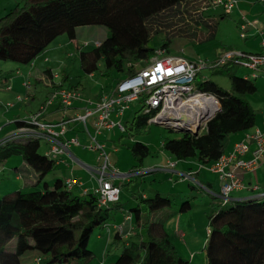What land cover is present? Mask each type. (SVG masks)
<instances>
[{
    "label": "trees",
    "instance_id": "trees-1",
    "mask_svg": "<svg viewBox=\"0 0 264 264\" xmlns=\"http://www.w3.org/2000/svg\"><path fill=\"white\" fill-rule=\"evenodd\" d=\"M211 5L212 0H20L0 16V60L28 64L58 36L65 34L76 44L77 27L99 25L107 29V35L79 52V66L84 74L97 73L118 82L146 66L157 48L168 52L169 38L161 45L149 44L164 28L167 37L188 24L206 27L207 37L213 36L216 22L202 15ZM230 64L238 65L228 60L209 68ZM66 80L63 75L60 83L51 82V86L58 89ZM229 80L226 90L211 79H194L193 89L215 95L219 108L203 132L180 131V137L165 139V151L177 160L196 157L207 165L224 154L230 135L254 127L255 112L243 98L255 91L254 82L236 74H230ZM138 101L141 104L142 99ZM148 116L141 106L123 125L127 135L140 129L146 132ZM39 147L40 139L30 136L0 147V162L20 156L34 169L37 185L0 195V264H88L95 256L88 248L89 239L120 209L119 199L100 205L93 191L75 194L59 179L48 186L44 177L54 170L56 160L40 153ZM130 152L134 168H140L151 154L141 143L132 144ZM136 202L124 215L132 220V235L123 239L122 228L112 234L110 249L120 252L111 264H191L163 228L173 212L164 219L154 218L172 206V199L157 193L136 198ZM191 206L189 200H182L176 212H186ZM206 218L205 264H264V191L233 202L224 201L219 193L209 203Z\"/></svg>",
    "mask_w": 264,
    "mask_h": 264
},
{
    "label": "crops",
    "instance_id": "crops-1",
    "mask_svg": "<svg viewBox=\"0 0 264 264\" xmlns=\"http://www.w3.org/2000/svg\"><path fill=\"white\" fill-rule=\"evenodd\" d=\"M9 2L10 1L7 0L5 4H10ZM6 12L7 10L4 8L0 15ZM202 15L205 17L207 14L202 12ZM209 17H212L216 22L212 33L213 35H218L217 43H220H218L219 45L217 46V58L226 50L241 51L244 53H256L260 51L261 37L264 32V0H237L236 5L230 11H223L220 9L217 15L212 13ZM99 28V25L80 26L76 28L75 39H79L83 43L75 44L73 52L76 54L78 60V54L81 50H88L93 45H97L107 35V29L105 27H103L104 29ZM100 30L103 38H92ZM57 38H59V36ZM57 38H55L30 63L25 64V66H27L28 77L34 76L35 79L32 83L29 79L24 80L22 85L25 87L26 92L17 91V94L12 97L13 102H7L5 108L3 107L4 115L3 122L0 123V138L9 139L8 141H20L28 137L26 131H23L24 126L22 125H24V122L29 116L42 109L41 120L55 124V132L59 131L61 126L65 128L64 133L58 135L57 138L59 140L65 141L75 138L79 142V145L69 144L67 150L64 152L55 154L54 156L52 155L56 160V165L54 170L44 177V181L48 186H52L57 179L63 182L67 178H75L78 181V185L74 186L72 191L75 194H83L84 189L92 191L97 186L96 171L103 162L97 150L87 147L91 137H95L102 143L106 152L108 142L117 146L119 143H123V137L129 140L132 138L127 135L126 131L121 132L117 127L109 130L105 129L97 133L93 116L86 117L84 122L78 119V116H82L85 111L91 108L95 102L99 101L103 95L112 92L117 82L116 79L112 78V83H110L108 87L100 83V87L95 91L93 87L88 89L84 86L73 87L79 90L80 98L74 100L72 104L67 107L63 106L56 97L50 100L55 90V88L51 86V82L53 84H58L63 75L66 77L68 76L65 71L68 66L67 61L69 57L74 56L73 52L64 55V51L61 47L62 43L57 42L54 44ZM63 43L66 42L63 41ZM90 43L93 44L90 46ZM71 54L73 55L70 56ZM169 55H181L185 57L180 51L174 54L170 53ZM241 68L242 69H239L240 75L235 74L243 78H249L255 84V91L243 96L255 112V125L252 128L264 130V74L258 73L252 76V71L244 67ZM86 75L91 78L96 76L95 73ZM4 77L6 78L5 75ZM25 84H27L28 87ZM37 84H43L45 87L49 88V91L43 94V97H37L35 90ZM67 85H69L68 80L63 82L60 88H70V86L67 87ZM20 94L24 96L22 100L17 98ZM6 98L7 97H1L0 99L4 100ZM136 102L139 104L137 109H134L131 103L129 108L121 115L117 114L116 110L113 111L111 120L122 125L130 121L134 113L141 107L140 101ZM148 125L150 126L151 124ZM245 134L246 131L230 135L227 139L224 154L230 152L234 143L239 141L247 142ZM163 141L158 157L147 160V156L143 159L140 168H134L133 166L134 161L131 156L130 146L134 143L127 142V144H129L128 150L130 157H125L122 164H119L118 160H109V155L107 153L108 160L112 162H110V164L115 169V172H108L107 177L112 184L120 188L118 203L121 204V206L120 209L116 210L118 214L115 215L116 212H114L113 218L106 226L96 231L94 233L95 235L93 234L95 241L91 249L95 256L88 264H107V262L111 264V262L116 259L120 249H110L112 234L117 229L121 230L122 228L120 236L123 239L132 235V220H124L125 213L129 212V208L137 203L136 198L151 197L157 193L170 197L173 204L169 209L156 214L154 216L155 220L164 219L166 214L173 212L172 216L164 222V230L172 236L180 254L191 264H205L203 247L209 232L208 220L206 219L207 225L204 230L202 222L198 223L195 207L203 206L204 210L202 214L206 217L211 200L213 198H219L220 181L218 174L210 171L206 167L201 168L199 166L201 162L198 161L196 157L177 160L163 149ZM42 143L43 145L41 147L40 140L39 152L48 155L52 141L44 139ZM41 148L43 151H41ZM149 148L152 154L153 149L151 147ZM253 150L254 146L250 144L249 151L244 155V158L247 160L252 159ZM113 151L117 152L118 150L117 148H113ZM18 157L21 158L20 156H12L0 163L6 164L14 161L13 165H10V172L14 173L15 177L20 179L19 175L21 174L19 173ZM20 160H22V158ZM15 162L17 164H15ZM170 163L173 165H170ZM237 172L241 179V187L230 192L229 201H241L264 191V157L258 159L254 170H237ZM188 173L191 174V178L184 180L183 176ZM165 182L170 184L167 188L168 190H166V188L162 190L163 188L159 186L160 184L165 185ZM134 183H138V187L132 191L130 190L129 195L126 197L122 192L123 186L127 187V189H131ZM182 183H185V185L181 187L176 186ZM185 199L190 201L192 205L191 208L186 212H176L179 205L177 203ZM177 200L179 202H177ZM112 221H114V223Z\"/></svg>",
    "mask_w": 264,
    "mask_h": 264
},
{
    "label": "built area",
    "instance_id": "built-area-1",
    "mask_svg": "<svg viewBox=\"0 0 264 264\" xmlns=\"http://www.w3.org/2000/svg\"><path fill=\"white\" fill-rule=\"evenodd\" d=\"M237 0H212V7H222L230 11ZM261 49L256 53H244L241 51H224L215 61L204 63L192 61L181 55L166 54L164 49L157 48L148 64L133 75L126 77L115 84L110 94H105L94 105L87 109L78 119L83 121L88 116L94 117V126L97 133L117 127L124 132V126L111 120V114L121 115L132 102L142 99V113L149 115L148 124H159L175 131H188L198 129L203 132L206 122L219 108V102L215 95L207 92H198L193 89L195 76L202 68L214 65H222L228 60H233L239 66L252 71V76L258 73L264 74V32L260 42ZM27 87L28 85L25 84ZM24 96H17L22 100ZM58 98L65 107L80 98L78 89L59 88L55 89L51 99ZM42 109L29 116L24 122V129L28 136L40 140H51L48 155L60 154L67 150L69 144L79 145L75 138L65 141L57 137L63 134L65 128L61 126L55 132V124L41 120ZM61 125V124H59ZM247 142L234 143L228 154H223L219 159L210 164L199 166L206 167L218 174L220 181L219 193L224 199L229 198L231 191L241 187V179L237 170H254L259 158L264 157V130L252 128L246 131ZM9 140V139H8ZM0 138V147L8 142ZM253 144V158L245 159L244 155L249 151V145ZM97 150L103 160L97 169V186L92 190L100 205H112L119 199L120 188L108 179V172H115L114 167L108 160L104 145L95 137H91L87 146ZM170 165H173L170 163ZM184 179H190L191 174H185ZM67 189L78 185L75 178H67L64 181ZM88 192L87 189L83 190ZM130 217H124L129 220Z\"/></svg>",
    "mask_w": 264,
    "mask_h": 264
},
{
    "label": "rangeland",
    "instance_id": "rangeland-1",
    "mask_svg": "<svg viewBox=\"0 0 264 264\" xmlns=\"http://www.w3.org/2000/svg\"><path fill=\"white\" fill-rule=\"evenodd\" d=\"M0 14H2L3 9L6 8L8 11L10 7L15 5L20 0H8L10 1V4H5L7 0H0ZM222 9L225 11L222 7H210L206 11H204L205 14L212 15V13H215L217 15V12ZM4 14V13H3ZM2 16V15H0ZM99 29H104L103 26H100ZM207 28L204 27L203 29L188 24L183 28L182 31L178 32L177 35H171L167 37V31L164 28L163 31H159L157 34H155L152 38V40L149 42L151 46H157L161 45L162 43L166 42L169 38L171 40L169 46H168V52H165L166 54H174L177 51H180L186 58L198 62L203 61L204 63L212 62L217 59L216 54L218 52L217 46L220 44L217 43L218 35L215 34L213 36L210 35V38L207 37ZM221 36V35H220ZM224 36V34H223ZM92 38L96 39H102L103 35L101 30L97 32L95 36ZM222 38V36H221ZM65 41L66 43H63ZM62 43L61 47L64 51V55L69 52H73L75 49V44L67 38L65 34H62L59 36V38L56 39L54 42ZM52 44V45H54ZM76 44H83L82 41L79 39H76ZM93 43H90V46ZM85 47V46H84ZM89 47V46H88ZM74 53V52H73ZM71 54L70 56H72ZM68 66L66 67V72L68 74L67 80L68 84L67 87L70 86H84L85 88H91L93 87V90L95 91L97 88L100 87V83L105 84L107 87L110 83H112L111 79L112 77H106V76H100L96 73V76L94 78L88 77L86 74L82 72V70L79 68V60L77 59L76 54L74 53V56L68 58ZM242 66L236 65V64H230L226 68H223L222 66H219L217 68H208L205 66V68H202L200 71V74H198L195 78V82H201L206 79H211L212 81L216 82L221 88L228 90L230 88V80L229 75L230 74H239V69ZM18 68V69H17ZM6 76V78L4 77ZM115 76V74H114ZM30 80L32 83L34 81V76L28 77V71L27 66L25 64H17L14 62H7V61H1L0 60V98L1 97H7L6 99L2 100L0 99V123L3 122V107L5 108L7 102L11 103L13 102L12 97H14L17 93V91H25V87L22 85V82L24 80ZM114 79V77H113ZM112 79V80H113ZM66 80V81H67ZM11 89V90H10ZM34 89V87H33ZM37 97H43V94H45L47 91H49V88L45 87L43 84H37L35 86ZM11 97V98H10ZM133 108L137 109L139 107V104L135 101L132 102ZM182 135V132L170 130L167 127L159 124H151L148 126V129L146 132H143L142 129H140L138 132H135L131 136V140H129L126 137H123V143H119L117 146H114L111 144V142L107 143V153L109 155V160H118L119 164H122L125 157H130V153L128 150L129 143L134 144H147L149 147L153 149V152L151 155L147 157L148 159H151L153 157H158L161 143L165 139L169 138H175L180 137ZM128 137V136H127ZM43 140H41V147L43 145ZM126 142V143H124ZM112 148V149H111ZM113 148H117V152L113 151ZM41 151L43 149L41 148ZM54 156V155H53ZM18 161V167H19V178L15 177V174L10 172L11 166L13 165L14 161L8 162L6 164L0 163V195L7 194L9 192L15 191V190H32L36 186V180H35V171L33 168H31L28 164H26L23 160H20L21 158H17ZM23 161V162H22ZM111 162V161H110ZM21 163V164H20ZM112 163V162H111ZM15 164H17L15 162ZM129 170V169H127ZM186 180V179H184ZM183 180V181H184ZM165 185H159L162 190H168L170 184H167V182L164 183ZM41 184H38V188ZM185 183H182L180 185L176 186H184ZM138 187V183L132 184L131 189H127V187L123 186L122 192L126 197L129 195L130 190L136 189ZM172 192V191H170ZM174 198V197H173ZM126 200V198H125ZM177 202H179L177 200ZM180 203V202H179ZM177 203V204H179ZM204 210L203 206H196L195 207V213L198 220V223L202 222V226L204 230L206 229L207 225V218L205 215L202 214V211ZM116 212V211H114ZM118 214V211L115 213V215ZM202 214V215H201ZM114 223V221H112ZM111 222V223H112ZM94 234V233H93ZM91 235L89 242H88V248H93L94 245V235ZM13 245V244H12ZM11 245V246H12ZM107 264H110L107 262Z\"/></svg>",
    "mask_w": 264,
    "mask_h": 264
},
{
    "label": "water",
    "instance_id": "water-1",
    "mask_svg": "<svg viewBox=\"0 0 264 264\" xmlns=\"http://www.w3.org/2000/svg\"><path fill=\"white\" fill-rule=\"evenodd\" d=\"M187 132L193 134V135H197L198 134V129H195V130H188Z\"/></svg>",
    "mask_w": 264,
    "mask_h": 264
}]
</instances>
